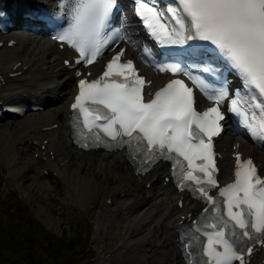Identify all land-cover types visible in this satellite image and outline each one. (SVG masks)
Wrapping results in <instances>:
<instances>
[{
	"label": "snow or ice",
	"instance_id": "obj_1",
	"mask_svg": "<svg viewBox=\"0 0 264 264\" xmlns=\"http://www.w3.org/2000/svg\"><path fill=\"white\" fill-rule=\"evenodd\" d=\"M60 7L67 27L53 39L79 53L77 64H93L111 39L106 29L117 0H64ZM135 11L162 45L187 46L193 52L197 48L189 42L215 46L219 58L241 79L247 99L239 91L231 98L227 87L216 88L177 62L164 64L159 71L187 77L213 106L198 111L194 88L179 78L170 79L146 101L144 88L151 82L138 75L131 60L121 62V50L98 78L79 79L78 94L71 104L78 112L77 123L83 125L78 135L87 141L91 134L100 142L102 132L116 147L127 145L133 159L142 154V164L158 158L172 161L181 190L198 193L211 206L204 212L215 214L213 222L204 225L212 229L203 232L207 259L197 264H246L245 256L252 255L255 244L264 247V176L258 174L251 158L242 160L237 153L235 179L220 187L213 137L222 131L220 122L225 117L220 105L228 99L229 111L242 117L253 139L264 141V0H169L161 6L152 0H137ZM202 71L219 69L204 67ZM216 188L218 197H223V212L217 195L209 194Z\"/></svg>",
	"mask_w": 264,
	"mask_h": 264
},
{
	"label": "bare ground",
	"instance_id": "obj_2",
	"mask_svg": "<svg viewBox=\"0 0 264 264\" xmlns=\"http://www.w3.org/2000/svg\"><path fill=\"white\" fill-rule=\"evenodd\" d=\"M4 2L0 0V5ZM127 23L125 28L124 17L125 32L134 33V24ZM9 42L14 43L12 47L7 46ZM0 43V102L15 98L39 105L22 118L0 122V154L10 165L14 187L39 200H55L61 193L59 212L72 215L70 204L84 213L95 236L97 264H183L174 240L197 209L194 202L171 190L165 182L167 169L158 167L136 177L123 152L83 153L71 146L68 106L76 79L75 71L63 63L72 54L30 32L0 33ZM102 65L100 60L88 71L98 74ZM166 80L162 75L148 78L150 88ZM217 145L223 155L222 178L231 171L237 153L251 156L264 175L263 151L241 138H230V133ZM18 169L23 170L22 176H14ZM41 210L51 224H57L59 218L50 209ZM263 261L260 252L250 264Z\"/></svg>",
	"mask_w": 264,
	"mask_h": 264
},
{
	"label": "rangeland",
	"instance_id": "obj_3",
	"mask_svg": "<svg viewBox=\"0 0 264 264\" xmlns=\"http://www.w3.org/2000/svg\"><path fill=\"white\" fill-rule=\"evenodd\" d=\"M9 169L0 154V264H97L95 236L86 215L70 204L72 215L59 212L61 193L55 200L20 193L12 184ZM22 175L19 169L14 174ZM44 206L59 218L57 224H51L41 210Z\"/></svg>",
	"mask_w": 264,
	"mask_h": 264
}]
</instances>
